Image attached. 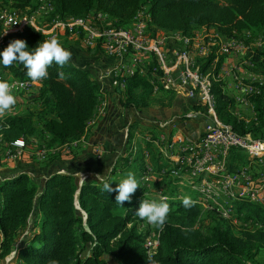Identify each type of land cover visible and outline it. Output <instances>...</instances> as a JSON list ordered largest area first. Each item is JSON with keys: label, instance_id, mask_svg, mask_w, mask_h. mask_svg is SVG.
Returning <instances> with one entry per match:
<instances>
[{"label": "trees", "instance_id": "obj_1", "mask_svg": "<svg viewBox=\"0 0 264 264\" xmlns=\"http://www.w3.org/2000/svg\"><path fill=\"white\" fill-rule=\"evenodd\" d=\"M38 1L0 0V5L19 10L20 14L27 11L33 13L39 6ZM46 1L54 7L50 20L57 16L64 20L86 17L94 9L115 18L114 27L126 28L142 7L148 6L150 32L164 30L192 36L197 29L207 28L220 37L235 40L239 44L243 42L246 46L256 39L264 41V0ZM16 39L24 40L29 51L45 41L44 35L34 28H28L23 34L6 37L8 44ZM82 47L86 53L107 61L102 44L97 48ZM250 56L259 67L257 71L264 75V43L261 48L251 49ZM215 58L211 55L198 59L201 64L199 78L211 72ZM220 65L219 61L213 69L212 86L209 88L214 115L217 111L228 124L227 131L230 133L240 134L242 138L264 140V85L253 84L259 89V94H253L248 99L254 105L258 125H247L231 113L235 102L224 93L222 82L217 80ZM26 71L18 63L8 68L0 65V81L29 80ZM61 72L63 77L60 76ZM48 73L43 87L33 98L39 110H30L0 121V133L4 135L2 147L13 140L26 139L30 142L31 138H37L41 142L46 141L47 149H50L72 144L85 135L89 122L95 118L101 106L99 80L94 78L89 68L76 64L73 57L63 68L54 63L48 68ZM150 76L153 75L135 74L125 79V106L141 108L151 103ZM154 77L160 79L159 76ZM160 85L163 90L173 91L167 88L166 82ZM37 124H41L42 132L48 134L50 139L47 140L44 133L38 131ZM236 149L247 151L241 146L232 147L231 151L234 153L238 151ZM261 157H264V153L257 159ZM53 162L54 158H48L39 163L44 164L40 168H48ZM171 175V172L165 174L174 178ZM40 176L43 187L23 170L0 180V259L17 252V261L24 264H49L52 260L58 264H109L106 257H112L119 264H149V257L157 264L261 263L260 255L257 259V251L264 246V206L250 204L252 202L246 198H236L240 202L237 204V214L245 223H251L249 227H234L215 213L203 212L196 202L193 207L186 209L182 206V199L171 201L168 215L176 207L174 215L178 218L167 220L162 231L153 229L159 234V245L152 257V250L145 248L150 229H143L144 220L135 215L143 198L118 205L115 203L118 193H105L102 182H84L80 186L74 175L47 172ZM107 183L113 188L117 187L116 184ZM77 200L80 209L76 206ZM245 210L250 212L248 216L242 214ZM206 215H211L209 217L226 227L219 225L206 230L196 227ZM33 216V233L21 246L16 247L21 231L29 227ZM242 228L248 232L240 236L233 234L234 229Z\"/></svg>", "mask_w": 264, "mask_h": 264}, {"label": "crops", "instance_id": "obj_2", "mask_svg": "<svg viewBox=\"0 0 264 264\" xmlns=\"http://www.w3.org/2000/svg\"><path fill=\"white\" fill-rule=\"evenodd\" d=\"M157 34H160L162 38L171 39L168 42L170 51L180 49L182 47L180 40L188 38L181 33L165 32L164 30ZM191 37H195V51L198 54V59L211 55L216 57L211 72L219 61L221 62L217 80L222 82L224 93L234 102L237 97L242 96V93L236 88V78L247 83L264 85V75L257 71L259 67L250 56L251 49L262 47L264 43L262 39H256L250 46L240 42L241 46L238 49L225 50L223 46L230 39L220 37L207 28L198 29L196 34H192ZM65 41L66 44L69 42L66 38ZM233 44L239 43L233 40ZM68 45L70 44L68 43ZM203 45L206 47L204 50L201 48ZM82 46V44L74 43L69 48L65 46L64 48L72 53L76 64L89 68L101 85V106L95 118L89 122L85 135L72 144L55 147L57 148L56 153L52 157L54 162L48 168L41 169L40 167L44 164H35L28 159L31 157L24 158L16 165L11 163L8 158L3 157L4 160L2 165L0 163V168L4 172H1V175L4 178L18 170L27 171L32 179L43 187V180L39 176L47 172L49 174L74 175L80 186L84 182H101L97 179L98 175H101L104 182L119 184L128 177L129 173H132L140 187L132 195L131 200L143 198L150 202H167L170 205L171 201L183 199L179 188L186 187L193 190L191 188L193 180L186 174H180L179 170L181 171L182 167L179 166H176L179 170L171 171L175 179L165 176L170 172L169 167L177 164L175 161L178 160V156H180L179 160L183 165L189 162L187 165L191 167L193 154L188 152L184 157V153L181 152V144L193 145L200 136L204 135L209 125L226 123L220 118L217 111L215 115H207L196 101L177 98L172 94L174 93L173 83L164 80L163 82L167 83V88L173 91L163 90L158 79L154 76H150L149 79L152 85L151 103L147 107L141 108H137L135 105L125 106L123 99L127 84L124 89H120L113 87L109 78L102 80L101 74L107 65L97 55L86 53ZM34 104L36 105V103ZM35 105L32 106L33 108L29 107L31 111L36 107L39 109V106ZM212 113L214 114L213 111ZM231 113L247 125L253 123L258 125L257 114L251 101L245 105L234 104ZM45 136L50 139L48 134L45 133ZM30 141L32 148L42 147V142L39 139L31 138ZM5 152L3 150L2 154ZM244 152L248 155L247 160L261 161L264 168V160L257 159L256 155H251L245 150L228 154L229 165L237 167L239 161L237 153ZM162 172L164 175L161 174ZM188 172L191 173L189 170ZM206 177H208V181H215L223 178V174L209 173ZM236 192L235 198L242 197L251 201L247 198V192ZM258 201V199H254L251 202L260 204ZM142 224L143 229H154V226L145 220ZM20 244L17 240L15 246L18 247Z\"/></svg>", "mask_w": 264, "mask_h": 264}, {"label": "built area", "instance_id": "obj_3", "mask_svg": "<svg viewBox=\"0 0 264 264\" xmlns=\"http://www.w3.org/2000/svg\"><path fill=\"white\" fill-rule=\"evenodd\" d=\"M0 5V22H15V17L19 16V10H12V13L2 14ZM54 8H38L30 16L25 17V26L34 28L44 35L45 40L56 38L59 32L70 34L76 38L83 46L97 48L102 44L106 50L107 57L112 61V66L101 74V79L109 78L113 87L124 89L125 79L135 74L159 76L174 84V95L180 98L196 101L205 114L212 113V100L209 97V88L212 86V72L206 73L204 78H197V71L201 64L198 62V54L195 51V37L189 36L182 39V47L170 51L168 42L171 39L160 37V34H153L148 31V24L140 20L130 28H117L114 26H103L98 22L100 18H93L89 15L87 20L80 24H70L67 21L61 23H50L49 27L43 28L42 23L37 18L52 15ZM6 34H19V30L6 31ZM8 46L5 39H0V49L4 50ZM240 44H233V40L228 41L223 48L225 50L238 49ZM204 50L205 45L201 46ZM205 54L207 52L205 51ZM15 88L12 94L20 97V105L25 102L34 104L33 98L37 96L43 87V81L33 82L32 80H19L13 83ZM12 85V84H10ZM236 88L242 93L235 99V104L245 105L249 101L250 94L257 93V87L244 80L236 78ZM20 105H15L20 106ZM240 143H253L255 147L264 146V140H257L253 137L242 138L240 134H231L227 131V124L209 125L203 136H200L193 145L185 146L181 144V152H191L194 149H201L200 157H192L191 167H184L183 163L177 160L176 166L182 170H189L193 173L202 172V168L224 169L232 171L228 162V154L231 152V145ZM5 158L13 164H17L26 157H33L39 161H46L54 156L55 152H47L44 149H34L32 145L11 146L5 148ZM239 168L234 171V179L229 182H217V186H230L235 191L247 192V198L261 200L264 204V168L261 161H241ZM240 161H238L239 165ZM164 175V172L161 173ZM215 212V211H210ZM247 225V224H246ZM147 250H152L153 241L150 235V242L145 243Z\"/></svg>", "mask_w": 264, "mask_h": 264}, {"label": "rangeland", "instance_id": "obj_4", "mask_svg": "<svg viewBox=\"0 0 264 264\" xmlns=\"http://www.w3.org/2000/svg\"><path fill=\"white\" fill-rule=\"evenodd\" d=\"M38 2L42 4V7L54 8L52 6V4L50 2H48V1H46V0H39ZM147 9H148V6H143L141 11H140V13L138 14V16L132 22H130L129 26L126 27V28L133 27V25L137 24L140 20H144L145 23L148 24V31L150 32L149 13H148ZM12 10L13 9L8 8V7H2V14L12 13ZM22 13L21 14L19 13L20 15L15 17V22H6V23H4V31H3V22H0V24L2 26V31L0 32V39H5V41H6V37L7 36L13 35V34H5L6 31L19 30V34H23L28 29V26H25V17L30 16L32 13H30L29 11L22 12ZM25 14H27V15H25ZM89 15H91L92 17L95 16L96 18H100L101 20L98 23L103 25V26H114V23L116 22L114 20L115 18H113L109 14H107L105 12L104 13L103 12H96L94 9L89 13ZM89 15L86 16V17L69 18V19H66V20L62 19L60 16L59 17L57 16V17L53 18L52 20H50V16L51 15L41 16V15L37 14V18H38V20H40V23H42V27L43 28H47V27H49L50 23H61L63 21H67L70 24H80L82 21L87 20V18H89ZM162 31L163 30H157L156 32L155 31L154 32L151 31V33L157 34L158 32H162ZM196 31H195V34H196ZM165 32H167V31H165ZM178 33H180V32H178ZM177 36H179V35H177ZM185 37H189V36H185ZM65 38H66V40L69 41L67 43H69L70 45H74V43H76V44L80 43L76 38H72L70 34L66 35L62 31H60L59 35L57 37V40L61 43V45L63 47L64 46L67 47V48L70 47V45L66 44ZM203 54H204V52H203ZM102 55H104V53H102ZM106 60H107L106 62H104V61L103 62L107 65L106 68L109 69L112 66V61L110 59H108V58H106ZM1 77L2 76H0V78ZM159 78L161 79V83H163L164 79L161 78V77H159ZM17 81H19V80H10V81H6V82H8L9 84H13V83H16ZM42 81L44 82L45 79L42 80ZM125 85H126V83H124V86ZM175 96L177 97V95H175ZM177 98H180V97L178 96ZM16 100H17V104L16 105H20V97H16ZM27 105H29V106H27ZM33 105H35V104H27L26 100H25V102L22 105L14 107L13 113L11 115H9V116H14V115H17V114H23L25 112H28V111L31 110L29 107L33 108L32 107ZM24 106H25V108H24ZM35 106H37V104ZM37 110H39V109H37V107L34 108V111L37 112ZM37 125H38V131L42 132L41 124H37ZM43 133L44 132H42V134ZM43 135L46 138L45 133ZM46 139L48 140V138H46ZM3 141H4V135H3V133H0V163H1V165H2L3 160H4L3 157H5V153L2 154V151L5 150V148L11 147V146L31 145V141L28 142L26 139H18V140H15V141L14 140L10 141L7 144V146L3 148L2 147ZM41 145H42V147L40 146L39 148H34V149H44L45 148V151H47V152H53L52 150H56L57 149V148L47 149L48 147L46 146V141L42 142ZM200 151H201V149L192 150L193 157H198L196 154L201 156ZM183 153H184V157H186V155L188 154V152H182V154ZM237 155H238L237 157H238L240 163H239V165H237V167L235 165H229L230 169L232 171H236L239 168L240 164L242 163L241 161L246 162V158H248V155H247L246 152L237 153ZM28 159L32 160V162H34L35 164H39L40 162H42V161L36 160L33 157L28 158ZM175 162H177V161H175ZM187 164L189 165V162ZM187 164H185L184 167H189ZM176 169L179 170V168H177L175 164H173L171 167H169V171L170 172L173 171V170H176ZM203 170H208V171H204L203 173L202 172L197 173V174H195L196 177L193 175L194 174L193 172L189 173L188 170H183V171L179 170L180 174H186V176H189L193 180L192 181V185H191L192 187L190 185L189 186L194 191H196L199 195L197 193H195L193 190L188 189L186 187H180L179 188V193L181 195H183V197L189 196V197H191L192 200H195L196 203L199 204L202 207L203 212L207 213V212H210V211H215V212H210V213L217 214L220 218H222L223 220L229 222L230 225H232L234 227L240 226V225H243L245 227H249V225L251 223H249V222L245 223L243 221V219L240 218L238 216V214H237V212H238L237 204L240 203V202L236 201V198H235L236 197L235 194H237V192L235 190H233L230 186H217L215 184L217 182H226V178H224V176L227 175V174H233L234 172H232V171L229 172V171L224 170V169L211 170L210 168H202V171ZM1 172H4V171H2L1 168H0V180H2V178H3V176L1 175L2 174ZM217 172L222 173L223 174V178H219V179H217L215 181H213V180H209L208 181V177H206V175L209 174V173L214 174V173H217ZM210 181H212V182H210ZM116 185H118V183H116ZM205 186H207V187H205ZM231 196H233V197H231ZM258 202L264 206V204L261 203V200H259ZM250 204H254V203H250ZM172 210H174V212L172 211L170 213V215H168V218H167V220H169V221L170 220L174 221L176 218H178L177 216L174 215L175 212H176L175 210H177L176 207L172 208ZM249 213L250 212L245 210L242 214L244 216H248ZM209 216H211V215L204 216L203 219L199 222V224H196V227H198L201 230H206L209 227H214V226H219V225H222L224 228L226 227L225 225L221 224L219 221H217V220H215V219H213V218H211ZM34 221H35V216H33L31 218L29 227H27V229L25 231H21V233L19 235V239H18L19 243H21L19 246H21L26 241V239L31 236V233H33L32 227H33ZM155 229H157V228L154 227V230ZM242 229L243 230L234 229L233 234H235L236 236H240V234H243L244 232L245 233L248 232L244 228H242ZM154 230L150 229V235H152V241H153V251L159 245V234L156 233ZM150 235L146 238L145 243H149L150 242ZM145 248L147 249V245L146 244H145ZM259 255H260V258H259ZM17 257H18L17 252L11 253L5 259H0V264H16V263L17 264H24L22 261H19V260L17 261ZM258 258L260 259V262H261L260 264H264V246L259 247V249L257 251V259ZM107 261L109 262V264H119L115 259L110 258V257H107Z\"/></svg>", "mask_w": 264, "mask_h": 264}, {"label": "clouds", "instance_id": "obj_5", "mask_svg": "<svg viewBox=\"0 0 264 264\" xmlns=\"http://www.w3.org/2000/svg\"><path fill=\"white\" fill-rule=\"evenodd\" d=\"M28 49L24 40L16 39L11 41L0 52V65L8 68L14 63L21 64L27 70V77L33 82H39L47 79L49 75L48 68L54 63L60 68H63L72 59V53L66 50L56 38L39 43L33 51H29ZM63 75V72H61L60 76L63 77ZM14 88V84L10 85L6 81H0V121H4L6 117L11 115L17 104L16 97L12 94ZM97 179L103 183V191L105 193H118L115 197V203L118 205H123L126 201L130 202L132 195L140 187L132 173H129L128 177L120 182L116 188L104 182L101 175H98ZM181 203L186 209H190L195 204L189 196L183 197ZM169 212L170 206L167 202L142 200L138 209L135 211V215L162 231L167 222ZM148 260L149 264H157L151 257ZM49 264H58V262L52 260Z\"/></svg>", "mask_w": 264, "mask_h": 264}, {"label": "bare ground", "instance_id": "obj_6", "mask_svg": "<svg viewBox=\"0 0 264 264\" xmlns=\"http://www.w3.org/2000/svg\"><path fill=\"white\" fill-rule=\"evenodd\" d=\"M199 68H200V66H199ZM200 71V70H199ZM199 71H197V78H199L198 77V74H199ZM158 82H159V84L161 83V79H159L158 80ZM211 99V98H210ZM232 134V133H231ZM238 146H241V147H243V148H245L246 150H247V152L249 153V154H251V155H256V157L258 158V156H260L261 155V153H264V146H257V147H255V145L253 144H250V143H240V144H238V145H231V148L232 147H238ZM196 153V152H195ZM200 153H201V151H200ZM193 154V153H192ZM198 157H200L198 154H196ZM261 159L262 160H264V157H261ZM204 171H208V170H203L202 172H204ZM221 171V170H220ZM230 172V171H229ZM197 173H200V172H197ZM197 173H194V176H196L195 174H197ZM218 173V172H217ZM224 178H226V182H229V181H231V180H233L234 179V173L233 174H227V175H225L224 176ZM209 183V182H208ZM205 187H207V186H205ZM209 187V186H208ZM213 187V186H212ZM210 189V188H209ZM230 189V188H229ZM231 197H233V196H231ZM251 201L252 200H254V199H251V198H249Z\"/></svg>", "mask_w": 264, "mask_h": 264}, {"label": "water", "instance_id": "obj_7", "mask_svg": "<svg viewBox=\"0 0 264 264\" xmlns=\"http://www.w3.org/2000/svg\"><path fill=\"white\" fill-rule=\"evenodd\" d=\"M79 193V192H78ZM76 206H77V208H79V205H78V200L76 201Z\"/></svg>", "mask_w": 264, "mask_h": 264}]
</instances>
